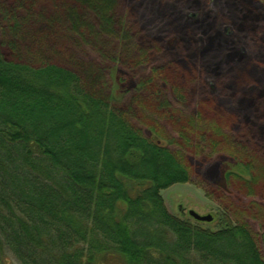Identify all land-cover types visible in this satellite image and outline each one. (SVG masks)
<instances>
[{"label":"trees","instance_id":"1","mask_svg":"<svg viewBox=\"0 0 264 264\" xmlns=\"http://www.w3.org/2000/svg\"><path fill=\"white\" fill-rule=\"evenodd\" d=\"M118 3L121 37L142 55L130 62L150 73L122 102L58 60L69 59L58 44L69 35L109 60L95 39L113 33ZM220 8L217 17L208 0H52V12L0 0V264L7 255L19 264L112 255L123 264H264V0ZM213 103L236 111L218 117ZM149 125L168 143L143 134ZM223 131L249 137V152ZM214 152L247 175L216 185L193 162ZM186 183L221 208L216 230L168 210L162 191Z\"/></svg>","mask_w":264,"mask_h":264},{"label":"rangeland","instance_id":"2","mask_svg":"<svg viewBox=\"0 0 264 264\" xmlns=\"http://www.w3.org/2000/svg\"><path fill=\"white\" fill-rule=\"evenodd\" d=\"M39 2L40 8L43 10H51V2L52 0H33ZM210 10L213 11L217 17L221 16L222 10L220 8V0H208ZM117 7L115 9V18L114 19V28L113 33L104 34L99 36L100 38H96L95 40L99 41V45L103 47L104 52L107 56L111 57L109 60H105L104 55H101L100 49L96 47L93 43L90 42L80 44L76 42L74 35H69L65 40H59L58 44H65V49L68 54L69 59H60L63 60H71V64L85 75L86 78L90 81L91 84H98L102 86L105 92H108V96L114 99L117 102H122L124 97H129V91L138 87V83L145 80L149 75L148 65L140 64L138 65L136 61L130 62L133 60H141V54L134 53V48L138 45L137 41H132L130 39H122L121 32L123 30V26H121V21L123 19V13L119 12L116 16V12L120 7L119 3L115 5ZM121 8V7H120ZM53 12V11H52ZM63 15L61 13V9L56 10L55 16ZM1 19V18H0ZM65 24V19H61ZM62 33L57 37H61ZM93 39V38H90ZM71 46H69V44ZM74 44V45H73ZM76 44V45H75ZM73 46V47H72ZM142 46H140L141 48ZM174 47V44L172 45ZM252 48L256 49L259 52V55L262 54V48L258 47L256 44L251 45ZM103 52V53H104ZM262 56V55H261ZM259 57V56H258ZM173 58V57H172ZM116 62V63H115ZM99 64H102L100 66ZM199 79V74L197 75ZM111 79L112 87L109 90V87H105V84L108 82L107 80ZM109 83V82H108ZM161 87L164 89H160L164 94L169 95L170 98L173 97L174 93H172L169 88L168 83L164 81L160 83ZM166 88H165V85ZM212 84V83H211ZM212 87V86H211ZM210 87V88H211ZM221 84H218L217 90L221 91ZM134 90V89H133ZM142 96L140 95V99ZM139 99V100H140ZM150 102L147 97L144 98V101L141 103L140 116L143 120H146L148 117V108ZM148 105V106H147ZM188 106V104H187ZM207 107L210 108L211 112L218 116L226 119H231V116L236 111L235 107L231 105L228 106L224 104L223 107L219 106V103L207 104ZM206 108V109H208ZM143 134L150 136L152 140H158V143H168V140H165L162 134L156 132L153 126H147ZM151 132V134H150ZM226 136H235L239 143H244V151L249 152L252 147V140L247 137L245 139H241L238 137L236 131L227 132L223 131ZM167 139V138H166ZM215 153V152H214ZM264 156V154H262ZM196 157L194 159V163L204 162V168L206 169V174L209 179H211L216 185L221 188H226L228 184V178L231 173H237L240 175L246 176L244 170L242 169L241 163L234 161L232 158L227 157L225 155H217L215 153L213 159L211 157L206 159L205 156ZM202 157V158H201ZM204 157V158H203ZM192 161V160H191ZM193 162H190L193 166ZM228 177V178H227ZM162 197L164 202L174 216H181L184 214L186 220H189L191 223H195L192 217L189 216L190 211H194L200 216H212L213 222H197L198 225L202 226L206 229L216 230L219 225V219L221 216V208L217 203L210 201L203 190L199 189L193 184H176L172 187L162 191ZM182 210V213H181ZM1 264H19L14 257L11 255H7L4 259V262ZM101 264H123L122 258L119 256H108L105 261Z\"/></svg>","mask_w":264,"mask_h":264},{"label":"water","instance_id":"3","mask_svg":"<svg viewBox=\"0 0 264 264\" xmlns=\"http://www.w3.org/2000/svg\"><path fill=\"white\" fill-rule=\"evenodd\" d=\"M189 215L195 219L196 221L199 222H212L213 221V217L212 216H200L199 214H197L194 211H190Z\"/></svg>","mask_w":264,"mask_h":264}]
</instances>
